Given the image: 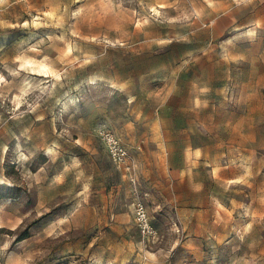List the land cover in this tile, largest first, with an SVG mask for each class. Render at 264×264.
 I'll return each mask as SVG.
<instances>
[{"label": "rangeland", "instance_id": "374dc122", "mask_svg": "<svg viewBox=\"0 0 264 264\" xmlns=\"http://www.w3.org/2000/svg\"><path fill=\"white\" fill-rule=\"evenodd\" d=\"M0 189V264H264V0H0Z\"/></svg>", "mask_w": 264, "mask_h": 264}, {"label": "built area", "instance_id": "2783aa9c", "mask_svg": "<svg viewBox=\"0 0 264 264\" xmlns=\"http://www.w3.org/2000/svg\"><path fill=\"white\" fill-rule=\"evenodd\" d=\"M101 139L106 143L109 156L119 167L129 169V153L120 142L115 139L109 132L103 131ZM133 217L141 235L149 241L157 234L155 227L152 225L150 216L146 210V206L141 201L133 203Z\"/></svg>", "mask_w": 264, "mask_h": 264}, {"label": "crops", "instance_id": "0c3cea01", "mask_svg": "<svg viewBox=\"0 0 264 264\" xmlns=\"http://www.w3.org/2000/svg\"><path fill=\"white\" fill-rule=\"evenodd\" d=\"M217 170H215V167H214V172H217ZM182 177H181V180L183 182H185L186 186H188L189 188L193 189V191L195 193H199L200 192V189H202V186L198 183V184H195L192 182V177L190 175H188V172H184L181 174ZM230 180H234V181H230ZM236 179H229L230 182H235ZM150 183V182H149ZM195 184V185H198L196 187H193L192 185Z\"/></svg>", "mask_w": 264, "mask_h": 264}, {"label": "trees", "instance_id": "16d2710c", "mask_svg": "<svg viewBox=\"0 0 264 264\" xmlns=\"http://www.w3.org/2000/svg\"><path fill=\"white\" fill-rule=\"evenodd\" d=\"M4 197H17V194L15 195L12 192H8V191H4V190L0 189V199H2ZM27 237H28V232L27 231H23L22 233L19 234V236H18L16 241L23 240V239H25Z\"/></svg>", "mask_w": 264, "mask_h": 264}, {"label": "bare ground", "instance_id": "6f19581e", "mask_svg": "<svg viewBox=\"0 0 264 264\" xmlns=\"http://www.w3.org/2000/svg\"><path fill=\"white\" fill-rule=\"evenodd\" d=\"M66 52H71L72 50H73V46L69 43V42H67L66 43ZM45 59V58H44ZM33 61V60H32ZM37 61V60H36ZM29 63H32V62H30V61H28ZM34 63L36 64V62L34 61ZM39 67H42V68H48L47 66V64L44 62V61H41V62H39ZM52 152V149L51 148H48L47 149V153H51Z\"/></svg>", "mask_w": 264, "mask_h": 264}]
</instances>
